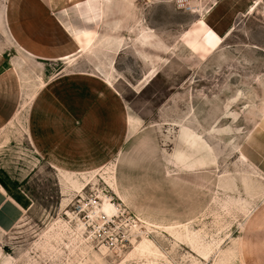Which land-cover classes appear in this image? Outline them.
<instances>
[{"label": "rangeland", "instance_id": "rangeland-1", "mask_svg": "<svg viewBox=\"0 0 264 264\" xmlns=\"http://www.w3.org/2000/svg\"><path fill=\"white\" fill-rule=\"evenodd\" d=\"M49 2L54 59L4 23L32 1H0V169L26 202L0 264H264V0Z\"/></svg>", "mask_w": 264, "mask_h": 264}, {"label": "crops", "instance_id": "crops-1", "mask_svg": "<svg viewBox=\"0 0 264 264\" xmlns=\"http://www.w3.org/2000/svg\"><path fill=\"white\" fill-rule=\"evenodd\" d=\"M1 1V0H0ZM33 5L31 6L32 10L26 16L23 15L22 10H17L15 14L16 24L15 30L12 29L10 22H8L4 16V23L6 24L7 30L11 39L21 45L26 52L31 54L34 58H55V53L52 51L50 45V40L53 39L49 36H44V29L49 28L50 26L54 27V30L59 32V25L65 27V13L57 11L56 8L58 5H51L49 0H31ZM74 2V1H73ZM78 3V2H74ZM1 7V5H0ZM23 18V20H22ZM26 28V31H23ZM46 35V34H45ZM56 35V36H55ZM55 36V45L56 50L60 47L58 40L59 35L54 33ZM54 45V46H55ZM78 47V46H77ZM10 51V46L5 38L0 25V52ZM73 51L66 52L72 53ZM59 54L57 52V59H61L64 54ZM10 55V53H9ZM65 63L68 64L69 60H65ZM18 75L10 64L4 63L0 65V120L7 121L13 114L16 102L19 97V84H18ZM103 80V79H102ZM104 82V81H103ZM105 83V82H104ZM46 84V83H45ZM106 84V83H105ZM107 85V84H106ZM38 95V93H37ZM35 96V98L37 97ZM34 98V99H35ZM33 99V100H34ZM129 121L133 122V127L128 129V134L134 135L138 133L141 128V121L139 117H136L132 113H127ZM136 123V124H135ZM131 127V124L129 123ZM4 126L1 127L3 129ZM60 129V128H59ZM28 138L32 140L31 136ZM61 136L59 137V139ZM111 163H114L113 161ZM106 163L105 165H107ZM102 167V166H101ZM101 167L96 168L100 169ZM59 175L62 181H64L65 173L76 174L74 171L70 170H59ZM116 182V181H115ZM66 184V182L64 181ZM19 185L18 183L10 176L6 171L0 169V231H6L10 229L15 222L20 218L23 207L26 202L22 195L17 191Z\"/></svg>", "mask_w": 264, "mask_h": 264}, {"label": "bare ground", "instance_id": "bare-ground-1", "mask_svg": "<svg viewBox=\"0 0 264 264\" xmlns=\"http://www.w3.org/2000/svg\"><path fill=\"white\" fill-rule=\"evenodd\" d=\"M106 82L109 83V81L106 79ZM99 208V207H98ZM100 214H105L108 217L114 216L117 212L116 207L112 204V202L106 198L102 206L98 209Z\"/></svg>", "mask_w": 264, "mask_h": 264}]
</instances>
